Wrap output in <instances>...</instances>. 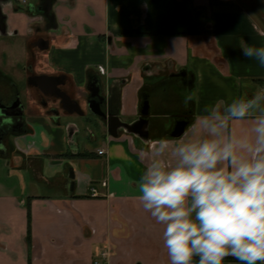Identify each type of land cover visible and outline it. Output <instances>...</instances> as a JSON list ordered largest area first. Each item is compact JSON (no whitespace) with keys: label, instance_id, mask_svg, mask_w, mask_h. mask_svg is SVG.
Returning <instances> with one entry per match:
<instances>
[{"label":"crops","instance_id":"0c3cea01","mask_svg":"<svg viewBox=\"0 0 264 264\" xmlns=\"http://www.w3.org/2000/svg\"><path fill=\"white\" fill-rule=\"evenodd\" d=\"M51 1L46 15V0H0V104L19 91L25 105L23 114L0 109V123L16 125L0 143V264H93L103 249L104 264H169L162 226L139 201L138 154L154 139L198 134L205 106L264 87V66L240 48L264 44V0ZM31 75L67 80L85 115L58 102L50 111ZM94 77L103 109L125 122L149 100L148 137L114 136L91 113ZM181 119L186 130L173 137ZM233 126L244 132L251 121Z\"/></svg>","mask_w":264,"mask_h":264},{"label":"clouds","instance_id":"9594fccd","mask_svg":"<svg viewBox=\"0 0 264 264\" xmlns=\"http://www.w3.org/2000/svg\"><path fill=\"white\" fill-rule=\"evenodd\" d=\"M240 48L264 66V44ZM243 120L251 126L241 132L233 124ZM194 128L138 154L139 201L162 226L169 264H264V87L205 106Z\"/></svg>","mask_w":264,"mask_h":264},{"label":"water","instance_id":"95a60500","mask_svg":"<svg viewBox=\"0 0 264 264\" xmlns=\"http://www.w3.org/2000/svg\"><path fill=\"white\" fill-rule=\"evenodd\" d=\"M52 1L46 0L44 11L46 15H49V12L51 10ZM41 45H46L48 42L44 39L40 40ZM44 46V47H46ZM186 72H182L181 75H185ZM64 82H61L59 78L55 76H49V75H31L28 79V84L31 86H39L41 88V92L46 93V89L49 86H53L57 88V91H59L58 96L59 98L57 100L52 99H46V102L43 104L45 106H48L50 111H54L58 113L56 110V107L51 106L50 102H58L59 105L62 107V109L67 112L68 114H78L79 116H84L85 111L83 110L79 100L73 98L70 96L66 91H63L58 87L59 84H63ZM88 91L90 92V95L87 98V105L89 110L92 114L99 116L106 120L107 127L109 133H111L114 136L118 135V130L120 128H124L127 131L135 134H139L143 137H148V130L149 127V114H150V104L149 100L146 99L143 106H142V115L141 117L132 123L125 122L121 120V118L112 113L105 111L103 109V105L107 102L106 96L102 93L103 87L102 83L99 77H94L89 82L88 85ZM0 109L4 111V113L12 114V113H21L23 114L25 105L22 102L21 94L18 91L15 99L10 104L1 103ZM189 123L188 119H181L176 122V125L174 127V130L172 132L173 137H179L181 136ZM16 128V125L11 126L9 121L5 122L4 120L0 123V143L3 142L5 137L8 135V133L11 130H14ZM70 176L72 178L75 177V174L73 170H71Z\"/></svg>","mask_w":264,"mask_h":264},{"label":"flooded vegetation","instance_id":"af4514ba","mask_svg":"<svg viewBox=\"0 0 264 264\" xmlns=\"http://www.w3.org/2000/svg\"><path fill=\"white\" fill-rule=\"evenodd\" d=\"M59 80L61 82H64V83L63 84H59L58 87L60 89H62L63 91H66L71 96V91L66 87L67 84H68V81L67 80L66 81H63V79L61 77H59ZM58 93H59V91H57V88H55L53 86H49L46 89V93L45 92H43V93L41 92V94H40L41 96L40 97H41V100L45 103L46 102V99L57 100L59 98ZM103 251L107 252L108 254H107V257H105V258H102L101 257L102 258V261L104 259L108 258V256H109V250L108 249L101 250L100 253H99V256H101V253ZM103 264H104V262H103Z\"/></svg>","mask_w":264,"mask_h":264},{"label":"built area","instance_id":"2783aa9c","mask_svg":"<svg viewBox=\"0 0 264 264\" xmlns=\"http://www.w3.org/2000/svg\"><path fill=\"white\" fill-rule=\"evenodd\" d=\"M21 4L23 5H27L29 3V0H19ZM99 154H104L105 151L103 149H100L99 151ZM103 186H106L107 185V182L104 181L103 183ZM92 194L97 196L99 194L98 190L96 188H92ZM107 252L103 251L101 253V256H98L94 261H93V264H103V261H102V258H105L107 257ZM102 257V258H101Z\"/></svg>","mask_w":264,"mask_h":264},{"label":"trees","instance_id":"16d2710c","mask_svg":"<svg viewBox=\"0 0 264 264\" xmlns=\"http://www.w3.org/2000/svg\"><path fill=\"white\" fill-rule=\"evenodd\" d=\"M30 205L28 204V218H29V235H28V239H30V222H31V212H30ZM235 260V258L233 257H226L225 260ZM237 261V260H236Z\"/></svg>","mask_w":264,"mask_h":264},{"label":"rangeland","instance_id":"374dc122","mask_svg":"<svg viewBox=\"0 0 264 264\" xmlns=\"http://www.w3.org/2000/svg\"><path fill=\"white\" fill-rule=\"evenodd\" d=\"M47 190H46V188H42V190H41V192H46Z\"/></svg>","mask_w":264,"mask_h":264}]
</instances>
